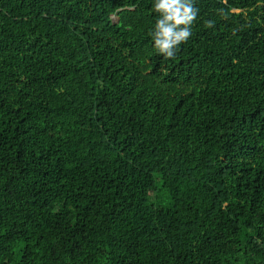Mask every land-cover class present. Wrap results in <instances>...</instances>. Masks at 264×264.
<instances>
[{
    "label": "trees",
    "instance_id": "trees-1",
    "mask_svg": "<svg viewBox=\"0 0 264 264\" xmlns=\"http://www.w3.org/2000/svg\"><path fill=\"white\" fill-rule=\"evenodd\" d=\"M155 3L0 0V264H264V0Z\"/></svg>",
    "mask_w": 264,
    "mask_h": 264
},
{
    "label": "clouds",
    "instance_id": "clouds-1",
    "mask_svg": "<svg viewBox=\"0 0 264 264\" xmlns=\"http://www.w3.org/2000/svg\"><path fill=\"white\" fill-rule=\"evenodd\" d=\"M194 0H156L154 9L160 14L154 30L150 33L154 47L166 58L173 57L180 44L186 42L192 32L198 9L193 6ZM111 18L115 21L114 17ZM212 26V22H207Z\"/></svg>",
    "mask_w": 264,
    "mask_h": 264
}]
</instances>
